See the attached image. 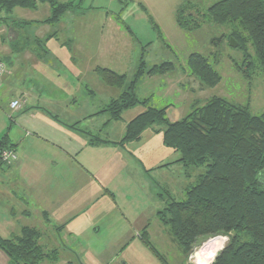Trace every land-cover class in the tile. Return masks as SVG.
Returning a JSON list of instances; mask_svg holds the SVG:
<instances>
[{"label":"crops","instance_id":"obj_1","mask_svg":"<svg viewBox=\"0 0 264 264\" xmlns=\"http://www.w3.org/2000/svg\"><path fill=\"white\" fill-rule=\"evenodd\" d=\"M54 1L71 4L55 22L47 21V2L0 12V59L9 65L0 78V100L8 99L0 109V137L7 134L16 152L12 163L0 165V225L14 227L11 236L23 226L42 230L41 242L58 250L55 264H163L141 241L146 228L153 245H169L177 252L174 263L183 264L181 249L156 215L165 192L173 195L156 173L181 165L173 163L179 154L151 128L138 140L112 143L143 106L110 120L104 109L118 92L94 71L123 73L118 69L134 41L126 42L118 12L98 14L86 0ZM156 1L139 3L154 15ZM172 73L142 76L136 93L140 83L158 79L165 93L187 98L180 79L169 81ZM139 97L161 106L153 93ZM15 99L20 105L11 108ZM163 106L178 120L175 103ZM90 136L97 141L89 143Z\"/></svg>","mask_w":264,"mask_h":264},{"label":"trees","instance_id":"obj_2","mask_svg":"<svg viewBox=\"0 0 264 264\" xmlns=\"http://www.w3.org/2000/svg\"><path fill=\"white\" fill-rule=\"evenodd\" d=\"M41 2L51 5L47 20L50 22L59 20L71 5L54 0H0V12H10L15 7L33 9ZM190 9L192 5L184 1L177 7L175 23L179 28L192 31L203 24L231 26L228 36L237 47L241 46L238 40L244 32L264 75V0H217L203 10ZM153 24L159 32L157 24ZM186 60L189 74L202 87H215L220 82V74L199 52L189 53ZM245 63L247 67L252 63L247 55ZM174 70L175 63L170 60L146 67L143 56L131 78L106 67L94 69L105 85L118 89L104 109L110 120L120 119L132 107L143 106L127 121L121 139L112 143L123 145L138 140L151 128L161 133L164 146L179 153L173 163H180L186 171L205 166L184 188L182 198L166 191L163 207L156 212L183 255L203 240L227 235L228 242L211 264H264V112L253 114L247 103L212 95L204 100L194 99L191 110L178 120H170L166 106L149 104V98L137 95L136 87L144 75H163ZM243 74L248 75L246 69ZM97 138L90 136L89 143H95ZM6 148L15 150L7 134H3L0 153ZM41 235L38 228L23 226L8 238L0 236V250L10 264H39L45 258L57 262L58 250L46 251L40 244ZM140 238L161 263L168 264L150 242L146 228Z\"/></svg>","mask_w":264,"mask_h":264},{"label":"rangeland","instance_id":"obj_3","mask_svg":"<svg viewBox=\"0 0 264 264\" xmlns=\"http://www.w3.org/2000/svg\"><path fill=\"white\" fill-rule=\"evenodd\" d=\"M124 1L109 0L108 2L107 0H86L87 6L97 7L95 10L98 11V14H101L105 10L118 12L123 24L122 30L125 33L124 36L127 34V37H124L126 42L130 41L129 38L131 37L134 41L128 54L129 59L125 62L124 67L118 69V71H123L127 78H131L134 74L133 72L137 69V63L141 56H143L147 67L164 60H172L175 63V70L171 74L174 76V80L171 79V76L169 81L175 83L176 79H180V86H184L183 91L186 93L189 92L187 98L185 97L183 100L179 99L175 97L177 93H165L164 84L160 83L158 79H155V81L140 83L138 87L140 86L141 90H138L137 94L153 93L154 99L158 101L156 103L161 106L166 103H175L176 107L172 110L174 115H176L174 119H180L191 110L194 99L204 100L212 95L223 96L229 101L239 104L247 103L253 114H261L264 112V75L256 59L254 48L250 41L246 39V34L241 32V39L238 40L241 46L237 47L235 45L236 41L228 36L231 26L203 24L195 30L185 31L181 30L175 23L176 9L182 1L185 4H191L192 9L190 10L195 12L196 9L203 10L217 0H157L156 5L153 6L154 15L146 8H142V6H145L139 3L140 0ZM110 2L112 3L110 4ZM153 22L160 26L159 32ZM191 52H199L205 56L212 67L220 74L221 80L215 87H202L189 74L186 67V59ZM245 55L249 56L252 62L248 67L247 63L244 64ZM2 61L4 62V60ZM244 69L248 72L247 76L243 74ZM114 91L118 92V89H110L111 93ZM1 93L0 91V95ZM2 98L8 101L6 97ZM5 101L0 100V109L5 108ZM137 109H139V105L130 108L124 115L134 114ZM171 115L173 114L170 113V118ZM174 152L177 155L179 154L176 151ZM204 169L205 166H198L186 171L182 165H175L167 171H164V173L158 172L156 175L160 180L165 181L174 197L180 199L184 195V187L189 183H193L196 175L203 172ZM13 229L14 227L8 228L0 225V236L2 238L10 237L11 233L17 232H9ZM215 237H212L214 241L210 240L212 238H208L199 242L187 255H183V264H198V261H202L204 264H211L216 255L215 251L217 250V247L211 249L213 242H215ZM220 237L222 243L218 251L228 242L227 235H220ZM40 244L46 251L49 250L51 253L52 248H55L50 242H40ZM154 245L164 255H167L168 261L175 264L173 256L177 252L169 248V245L165 246L163 243H156ZM204 250H206V253ZM198 253H201V258L197 257ZM190 255L192 256L190 257ZM52 262L51 259L45 258L39 264H55ZM0 264H10L8 256L2 250H0ZM57 264H60V262Z\"/></svg>","mask_w":264,"mask_h":264},{"label":"built area","instance_id":"obj_4","mask_svg":"<svg viewBox=\"0 0 264 264\" xmlns=\"http://www.w3.org/2000/svg\"><path fill=\"white\" fill-rule=\"evenodd\" d=\"M6 73H7V67L5 63L0 59V78L3 77ZM9 105L11 108H17L19 107L20 103L18 100L15 99L12 100ZM15 159H16V152L11 148L3 149L0 153V161L2 162L3 165H9ZM210 240H213V238ZM191 256L192 255H190V257Z\"/></svg>","mask_w":264,"mask_h":264},{"label":"bare ground","instance_id":"obj_5","mask_svg":"<svg viewBox=\"0 0 264 264\" xmlns=\"http://www.w3.org/2000/svg\"><path fill=\"white\" fill-rule=\"evenodd\" d=\"M220 238H221L220 236H216V237H215V242H213V244H212L213 247L211 246V249H213L214 247H217V248H216L217 250L215 251V254H216V252L218 251V249H219V247L221 246V243H222V242L220 241V240H221ZM208 241H209V240H208ZM213 241H214V240H213ZM216 241H217V242H216ZM210 244H211V243H210ZM210 244H209V245H210ZM208 247H209V246H208ZM206 248H207V247H206ZM214 250H215V249H214ZM205 251H206V250H204V252H205ZM202 253H203V251H202ZM205 253H206V252H205ZM213 255H214V254H213ZM200 256H201V253H198V254H197V257H200ZM202 256H203V255H202ZM200 258H201V257H200ZM197 263H198V264H204L202 261H198Z\"/></svg>","mask_w":264,"mask_h":264},{"label":"water","instance_id":"obj_6","mask_svg":"<svg viewBox=\"0 0 264 264\" xmlns=\"http://www.w3.org/2000/svg\"><path fill=\"white\" fill-rule=\"evenodd\" d=\"M235 45H237V44L235 43Z\"/></svg>","mask_w":264,"mask_h":264}]
</instances>
